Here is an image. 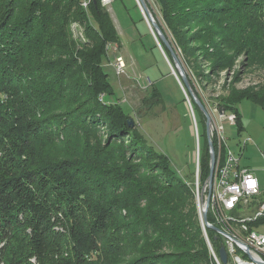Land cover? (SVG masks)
I'll list each match as a JSON object with an SVG mask.
<instances>
[{"label":"trees","instance_id":"1","mask_svg":"<svg viewBox=\"0 0 264 264\" xmlns=\"http://www.w3.org/2000/svg\"><path fill=\"white\" fill-rule=\"evenodd\" d=\"M155 1L188 79L210 81L242 54L264 65V0ZM112 23L98 0L87 12L79 0H0V264H212L192 186L107 99ZM216 100L241 131L236 104L264 110V84ZM208 153L206 141L200 186ZM207 234L219 252L221 237Z\"/></svg>","mask_w":264,"mask_h":264},{"label":"rangeland","instance_id":"2","mask_svg":"<svg viewBox=\"0 0 264 264\" xmlns=\"http://www.w3.org/2000/svg\"><path fill=\"white\" fill-rule=\"evenodd\" d=\"M150 3L148 9L157 23L164 27L158 13V4L155 0ZM107 10L123 41V49H119L120 44L116 43V49H110L102 62L113 91L107 99L110 102H118L129 112L145 144L157 152L165 153L179 178L191 184L194 182L198 165V152L203 153L207 140L206 127L200 122V114L194 109L191 96L187 94L186 99L177 79L171 73L168 64L170 60L165 52V56L163 55L154 40L155 36L136 0H115ZM75 24L79 29L83 28L78 23ZM129 27H135L137 30L135 41L123 36ZM159 43L161 45L160 41ZM115 54L121 55L125 62V73L120 76L115 74L108 60V57L110 59ZM244 58L243 54L240 55L230 69L217 72V75L211 76L210 81L195 78L190 74V86L205 106L207 114L219 106L216 98L228 95L231 88L240 90L264 84V65L245 66L242 64ZM182 65L185 72L188 71L186 65ZM140 85L147 89H141ZM153 89L157 90L159 97L155 95L150 99L153 92L157 93L152 91ZM236 108L243 125L242 131L237 130L236 123L232 126L228 118L219 119V124L225 129L226 145L234 155H240V164L250 169L257 177L261 190L260 198L264 200V110L247 100L237 103ZM203 119L206 123L204 114ZM244 140L247 142L243 144ZM252 230L264 234V219L253 224Z\"/></svg>","mask_w":264,"mask_h":264},{"label":"built area","instance_id":"3","mask_svg":"<svg viewBox=\"0 0 264 264\" xmlns=\"http://www.w3.org/2000/svg\"><path fill=\"white\" fill-rule=\"evenodd\" d=\"M92 1L96 0H82V8L86 12ZM98 1L106 10L111 8L113 2V0ZM150 1L152 2V0H145L148 8H150ZM136 2L142 10L139 0ZM142 14L150 27L143 10ZM71 31L74 37L83 38V30L79 29L75 22L71 25ZM110 49H116L114 43L107 44V54ZM108 60L117 76L125 73V62L121 55H112ZM208 115L210 117V139L215 145V164L207 214H210L213 219V222L209 223L220 230V233H216L221 237L222 246L226 251V262H223L219 252L212 248L207 228L201 219L207 236L211 261L213 264H262L264 262V234L257 233L249 226V223L264 217V200L260 198V184L250 169L239 165L240 155H234L230 147L226 145L225 129L219 124V119L228 118L233 126L236 123V115L231 110H223L220 113L219 107L211 109ZM246 142L247 140H244L243 144ZM197 158L198 165L192 184L199 191L200 199L201 196L206 195L207 185L200 186V152Z\"/></svg>","mask_w":264,"mask_h":264},{"label":"water","instance_id":"4","mask_svg":"<svg viewBox=\"0 0 264 264\" xmlns=\"http://www.w3.org/2000/svg\"><path fill=\"white\" fill-rule=\"evenodd\" d=\"M139 2L141 4V8H142L143 12L146 14L147 19L149 20L151 32L155 36V40L157 42L158 47L160 48V50L163 52V55L165 56V53H164L163 48L161 47L159 41L163 42L164 45L168 48V50H169V52H170V54L172 56V59L174 61V65H175L176 70L168 62V59L166 57L165 58L167 59V62H168L169 66H170V69H171V73L177 79V82L179 83V85H180V87H181V89H182V91L184 93V96L187 99V97H188L187 94H189L191 96V98L193 99V101H195V103L198 105L200 111H202V113L206 117V137H207L206 141H207L208 149H209V153H208L209 154V173H208L207 179H206V181L204 183V184L207 185L206 195L205 196L203 195L200 198V202L202 204L201 215L200 216H201V219H202L203 223L205 224L206 228H210V229L214 230L215 232L220 233V230L216 226L210 224L207 221V207H208L209 198H210V191H211V184H212L211 180L213 179V171H214V164H215L214 148H213L212 141L210 139V117L207 114L205 106L198 100L195 92L191 88L187 73L185 72V70L183 68V65H182V63L180 61V58H179L175 48L172 46L170 40L166 37V35L161 31V28H160L159 24L154 19L152 13L148 9V5L145 2V0H139ZM176 71L179 73L178 74L179 76L177 75ZM155 95H156V93L153 92L150 95V99L153 98ZM148 107H149V105L147 106V108ZM223 110H224L223 108H219V112L220 113H222ZM129 123L133 124L134 122H133V120H129ZM219 256H220V258H221V260L223 262H226L225 261L226 260L225 247H223V246L220 247ZM262 264H264V262H262Z\"/></svg>","mask_w":264,"mask_h":264},{"label":"crops","instance_id":"5","mask_svg":"<svg viewBox=\"0 0 264 264\" xmlns=\"http://www.w3.org/2000/svg\"><path fill=\"white\" fill-rule=\"evenodd\" d=\"M113 2H115V0H113ZM112 2V3H113ZM142 11V10H141ZM112 19V18H111ZM113 21V20H112ZM145 23V22H144ZM112 24H114V27H115V29H116V32H117V34H118V36H119V44H120V48L119 49H123L122 47H123V41L121 40L122 38H121V36H120V34H119V32L117 31V27H116V23H114V21H113V23ZM146 24V23H145ZM146 26L148 27V25L146 24ZM149 28V27H148ZM126 34V35H125ZM152 34V33H151ZM123 36H126L127 38L129 37L130 38V40L131 41H135V38H137L136 36H138L137 35V30H135V27H133V28H131V27H129V28H127L126 29V31L124 32V34H123ZM151 39H152V41H153V36H151ZM155 40V39H154ZM115 45H116V43H114ZM108 59H109V57H108ZM161 74V73H160ZM161 76H163V75H161ZM144 84V83H143ZM145 86H146V84H144ZM141 89H147V87H141V85L139 86ZM243 126V125H242ZM242 130H243V127H242ZM241 130V131H242ZM239 165L241 166V167H245V166H242L241 164H240V160H239ZM247 168V167H246Z\"/></svg>","mask_w":264,"mask_h":264},{"label":"bare ground","instance_id":"6","mask_svg":"<svg viewBox=\"0 0 264 264\" xmlns=\"http://www.w3.org/2000/svg\"><path fill=\"white\" fill-rule=\"evenodd\" d=\"M80 1V5L82 6V0H79ZM191 186H192V188H193V192H194V194H195V196H196V202H197V208H198V214H199V212L201 211V202H200V199H199V191L196 189V186H193V184L191 183L190 184ZM199 219H200V221L199 222H201V217H200V215H199ZM201 227H202V231H203V236H204V238H205V240H206V242H207V236H206V233L204 232V226H203V223H201ZM212 264H213V262H212Z\"/></svg>","mask_w":264,"mask_h":264}]
</instances>
